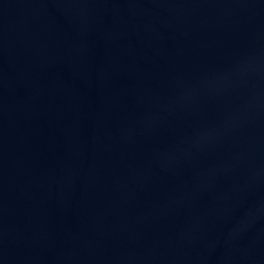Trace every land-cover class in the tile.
Returning a JSON list of instances; mask_svg holds the SVG:
<instances>
[{
	"label": "water",
	"instance_id": "95a60500",
	"mask_svg": "<svg viewBox=\"0 0 264 264\" xmlns=\"http://www.w3.org/2000/svg\"><path fill=\"white\" fill-rule=\"evenodd\" d=\"M122 264H264V0H83Z\"/></svg>",
	"mask_w": 264,
	"mask_h": 264
}]
</instances>
